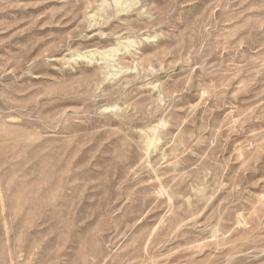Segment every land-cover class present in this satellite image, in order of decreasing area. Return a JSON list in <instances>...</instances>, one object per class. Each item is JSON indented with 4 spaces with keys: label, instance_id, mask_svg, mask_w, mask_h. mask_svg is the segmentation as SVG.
Instances as JSON below:
<instances>
[{
    "label": "rangeland",
    "instance_id": "obj_1",
    "mask_svg": "<svg viewBox=\"0 0 264 264\" xmlns=\"http://www.w3.org/2000/svg\"><path fill=\"white\" fill-rule=\"evenodd\" d=\"M0 264H264V0H0Z\"/></svg>",
    "mask_w": 264,
    "mask_h": 264
}]
</instances>
